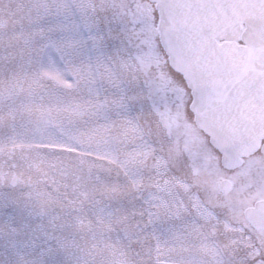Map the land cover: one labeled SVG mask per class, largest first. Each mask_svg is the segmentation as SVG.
Returning <instances> with one entry per match:
<instances>
[{"label":"snow or ice","instance_id":"6c2138e0","mask_svg":"<svg viewBox=\"0 0 264 264\" xmlns=\"http://www.w3.org/2000/svg\"><path fill=\"white\" fill-rule=\"evenodd\" d=\"M0 264H264V0H0Z\"/></svg>","mask_w":264,"mask_h":264}]
</instances>
